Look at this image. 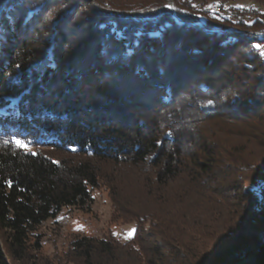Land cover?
I'll return each instance as SVG.
<instances>
[{
    "label": "trees",
    "instance_id": "obj_1",
    "mask_svg": "<svg viewBox=\"0 0 264 264\" xmlns=\"http://www.w3.org/2000/svg\"><path fill=\"white\" fill-rule=\"evenodd\" d=\"M256 44L264 0H0V264H264ZM101 188L133 235L44 251Z\"/></svg>",
    "mask_w": 264,
    "mask_h": 264
},
{
    "label": "rangeland",
    "instance_id": "obj_2",
    "mask_svg": "<svg viewBox=\"0 0 264 264\" xmlns=\"http://www.w3.org/2000/svg\"><path fill=\"white\" fill-rule=\"evenodd\" d=\"M93 198L94 201L84 207H64L56 216L50 217L41 225L39 232L42 234L44 251L60 252L72 233L95 236L112 228L122 238L133 235L134 222H111V204L105 189L95 190Z\"/></svg>",
    "mask_w": 264,
    "mask_h": 264
},
{
    "label": "built area",
    "instance_id": "obj_3",
    "mask_svg": "<svg viewBox=\"0 0 264 264\" xmlns=\"http://www.w3.org/2000/svg\"><path fill=\"white\" fill-rule=\"evenodd\" d=\"M199 7L203 8V6ZM211 10L218 11L221 13H231V15H241V17L243 18L246 17L248 14H252L255 12L254 10L245 5L235 3H228L226 5L212 4Z\"/></svg>",
    "mask_w": 264,
    "mask_h": 264
},
{
    "label": "snow or ice",
    "instance_id": "obj_4",
    "mask_svg": "<svg viewBox=\"0 0 264 264\" xmlns=\"http://www.w3.org/2000/svg\"><path fill=\"white\" fill-rule=\"evenodd\" d=\"M192 6H193V7H196V5H194V4H193ZM165 7H169V8H170V7H172V5H165ZM208 7L211 8L212 5L209 4ZM217 19H219V18L217 17ZM254 47L257 48V49H260V50H261V55H264V49L261 48V45H260V44H256ZM16 67L19 68L20 66L17 65ZM163 71H164V70L161 69V72H163ZM71 79H72V76L69 75V77H67L65 81L58 82V83L53 84V85H51V86H49V87H51V88H53V89H55V88H60L61 91H64L65 94L68 95L69 98H70V97H71V88L68 87V81H70ZM212 103H213V101H211V100L208 101V104H212ZM168 135H172V133H168ZM16 143H17L18 145H21L22 142L19 141V140H17ZM22 146H26V145H22Z\"/></svg>",
    "mask_w": 264,
    "mask_h": 264
},
{
    "label": "water",
    "instance_id": "obj_5",
    "mask_svg": "<svg viewBox=\"0 0 264 264\" xmlns=\"http://www.w3.org/2000/svg\"><path fill=\"white\" fill-rule=\"evenodd\" d=\"M173 8H175V4H173ZM173 16L176 18V20L178 21V22H183L177 15H176V13H173ZM200 26H202V27H204V28H206L205 26H204V24H202V23H198ZM207 31H210V32H213L214 30H208L207 29ZM259 34H262V33H259ZM263 241H264V239H263ZM234 257H231V259L230 260H232ZM230 262V261H229ZM229 262H228V264H229Z\"/></svg>",
    "mask_w": 264,
    "mask_h": 264
},
{
    "label": "bare ground",
    "instance_id": "obj_6",
    "mask_svg": "<svg viewBox=\"0 0 264 264\" xmlns=\"http://www.w3.org/2000/svg\"><path fill=\"white\" fill-rule=\"evenodd\" d=\"M220 13V12H219ZM224 14H226V15H229L230 17H237V16H240L241 17V15H231V13H224ZM243 18V17H242Z\"/></svg>",
    "mask_w": 264,
    "mask_h": 264
}]
</instances>
